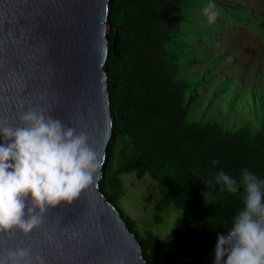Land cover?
<instances>
[{
	"label": "trees",
	"instance_id": "trees-1",
	"mask_svg": "<svg viewBox=\"0 0 264 264\" xmlns=\"http://www.w3.org/2000/svg\"><path fill=\"white\" fill-rule=\"evenodd\" d=\"M222 1H110L106 69L113 123L101 189L112 201L106 190L113 192L123 174L150 175L165 189L156 221L172 208L183 217L171 240L147 232L144 242L138 236L149 264H170L183 256L203 259L214 249L217 231H228L242 207V193H228L215 183L220 170L239 178L248 168L264 178V123L229 130L211 112L214 99L199 110V89L227 53L217 50L220 26L203 22L204 9L236 17ZM201 63L200 73L188 72ZM214 160L219 163L213 165ZM206 191L213 198L205 200ZM118 210L134 232L136 222Z\"/></svg>",
	"mask_w": 264,
	"mask_h": 264
},
{
	"label": "water",
	"instance_id": "water-1",
	"mask_svg": "<svg viewBox=\"0 0 264 264\" xmlns=\"http://www.w3.org/2000/svg\"><path fill=\"white\" fill-rule=\"evenodd\" d=\"M110 1L0 0V123L18 124L22 112L46 109L90 134L103 167L112 137ZM103 167L81 199L52 210L41 229L0 235V252L27 246L46 264H149L138 235L101 189ZM214 260L215 248L201 260L171 264Z\"/></svg>",
	"mask_w": 264,
	"mask_h": 264
},
{
	"label": "clouds",
	"instance_id": "clouds-1",
	"mask_svg": "<svg viewBox=\"0 0 264 264\" xmlns=\"http://www.w3.org/2000/svg\"><path fill=\"white\" fill-rule=\"evenodd\" d=\"M239 4L234 5L235 16L249 12L255 17L257 13L251 5L240 4L244 9L238 10ZM204 15L209 23L216 19L209 8L204 9ZM247 37L249 41L254 39L255 44L249 45L255 48L260 60V42L264 44V38L255 31H250ZM249 59L239 64L244 67V84L238 86L237 78L230 72L215 84L220 87L227 80L226 84L237 94L245 90L258 92L264 73L259 86H256V75L250 69ZM226 62H230L228 70L237 68V59L232 51L226 53L223 63ZM227 91L228 88L219 91L211 106L218 122H223L225 111L230 113V109L216 104L217 98ZM236 118L242 121L241 125L230 127L225 122L223 125L229 130L259 127L264 123V106L256 115L259 120L256 124L251 121L252 124L244 125L239 116ZM91 140L88 132H77L76 128L65 125L46 109L22 112L18 124L0 123V235L18 232L30 236L43 227L45 217L52 210L61 205L71 206L81 199L93 186L103 167L102 155L92 146ZM218 163V160L213 161V165ZM215 183L228 193H242V207L234 215L228 231L216 233L214 264H264V178L248 168L240 170L239 178L220 170ZM203 196L205 200L211 199L213 193L206 191ZM48 240L55 242L51 234ZM181 258L191 257H179L173 262ZM0 264H46V260L44 256L34 254L30 247L13 246L0 252Z\"/></svg>",
	"mask_w": 264,
	"mask_h": 264
},
{
	"label": "rangeland",
	"instance_id": "rangeland-1",
	"mask_svg": "<svg viewBox=\"0 0 264 264\" xmlns=\"http://www.w3.org/2000/svg\"><path fill=\"white\" fill-rule=\"evenodd\" d=\"M222 2L224 5H229V9H233L236 3L251 5L257 14L254 13L255 17H252V13L246 16L245 13L239 12L238 16H233L234 19L210 10V12H214L216 15V19L212 24L220 26V29H218L219 36L216 38V41L221 43V47H217V50L232 51L238 65L235 70H228L230 69V62H221L215 74L207 76V84L204 88L202 86L199 89V102H201L199 110H204L206 103L213 100L219 91H224L228 88V91L221 94L216 100L218 106L224 107L226 110L230 109V113L225 111V114H222V121L230 127H237L242 123L241 120L236 118L239 116L244 121V125L252 124L251 121H254V124H256L259 122L256 115L260 113L261 107L264 106V75L258 92L245 90L237 94L226 84L227 80L223 81L219 88L215 86V83L223 79L227 72H230L237 78L238 86L244 84V67H240L239 64L240 62L245 63L250 57L249 66L256 75L254 83L256 86H259L260 79L262 78L261 74L264 73V44L260 42L261 55L259 60L258 55L255 54V48L251 47L255 44V41L254 39L249 41L250 38L247 36L250 31H255L264 38V0H223ZM214 9L217 10L216 8ZM261 11L262 13L258 14ZM203 22L211 24L208 21L205 22L203 20ZM203 67H205V64L201 63L194 66L188 72L191 73L193 70L198 74ZM118 183L119 186H115L113 192L109 188L106 192L125 217L128 220L136 222V227L133 230L139 238L145 242L148 232L158 236L162 240L173 239L175 229L181 227L183 224L182 212L172 208L161 213L162 220L160 222H157L155 219L157 215L156 204L165 190L163 184L154 180L150 175L139 179L136 173L123 174ZM114 192L119 193L118 196Z\"/></svg>",
	"mask_w": 264,
	"mask_h": 264
}]
</instances>
